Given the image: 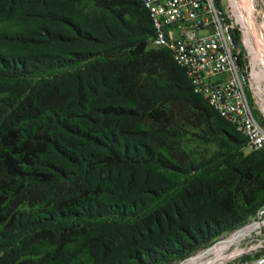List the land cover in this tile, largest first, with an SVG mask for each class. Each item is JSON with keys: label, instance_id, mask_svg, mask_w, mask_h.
<instances>
[{"label": "trees", "instance_id": "trees-1", "mask_svg": "<svg viewBox=\"0 0 264 264\" xmlns=\"http://www.w3.org/2000/svg\"><path fill=\"white\" fill-rule=\"evenodd\" d=\"M50 1L0 0V223L32 228L53 244L67 234L50 258L19 264H75L78 258L68 256L73 243L93 264H124L110 255L121 234L135 230L128 217L145 216L148 231L163 230L179 216L180 201L216 196L230 225L216 219L186 225L157 243V254L150 246L139 250L141 264L170 263L242 224L239 203L247 214L264 204V151L226 167L207 157L198 162L184 146L187 124L213 132L214 141L227 135L226 123L236 128L194 91L168 50L147 52L155 30L142 0ZM81 4L97 15L98 27L78 20L74 12ZM132 5L142 10L143 21L129 20ZM234 35L241 46V31ZM144 170L184 180L168 190L151 186L147 198L125 192L118 201L101 199L117 181L125 190L136 186ZM12 198L15 209L32 202L44 204L47 214L9 219L3 207ZM96 220L109 231L90 235L89 225H78ZM81 231L85 241L78 239ZM14 237L0 240V251Z\"/></svg>", "mask_w": 264, "mask_h": 264}, {"label": "rangeland", "instance_id": "rangeland-1", "mask_svg": "<svg viewBox=\"0 0 264 264\" xmlns=\"http://www.w3.org/2000/svg\"><path fill=\"white\" fill-rule=\"evenodd\" d=\"M50 3L51 5L55 4V2L52 0L50 1ZM224 4H227V0H224ZM252 5V20L263 35L264 0H252ZM242 9H244L243 4ZM131 10L132 13L129 14L128 18L134 24L145 19V16L142 10L139 9L138 5H132ZM74 14L85 27H98L99 25L95 21L97 15L91 13L90 9L83 7L82 4L80 5L79 9L76 8ZM107 16L111 18L110 15ZM242 38L243 40L245 38V35L243 36V33ZM246 40L247 39L245 38V41ZM246 45L243 43L241 48L243 49L242 52L245 53L247 63H250V61L252 62L253 57ZM153 50L156 49L151 47L149 44L147 47V52H151ZM261 66L262 65H258L259 68H261ZM258 84L260 85V87H262L260 92L263 94V96L258 94V89L256 88L257 84L255 82V90L257 91V94L259 95L258 98L260 99L258 100V106L255 104V107L256 110L259 109L262 111L264 109V75L258 78ZM102 90L104 89L102 88ZM3 96H5V94L0 93V98ZM119 102L127 103L126 100H119ZM259 110L258 112L261 115L262 113ZM261 116H263V114ZM225 129L227 135L224 136L220 141H214L215 136L213 135V132L205 129L202 131L200 130V128H195L187 124V126L185 127L183 138L184 146L191 152V154H195V158L198 159V162H202V160L207 157L206 159H216V163H219L220 165L221 163H223V166L227 167L228 161H230V163L237 164L240 159H242V161L244 159L245 161L246 159H249L255 151L248 146L245 138L227 123ZM146 170H144V173L139 177L136 186L125 190L123 189L122 185L123 180L117 181V183L113 184L112 186L108 185V189L111 191H107L101 199L107 202L118 201L120 199H117V197L124 194L125 192H127L128 196L134 195L137 198H147L149 195V192L147 190L151 186H155L158 189L164 188L168 190L169 188H172L173 184H176V186H178L182 184L184 180V177H180V179H177L173 176V173L162 174L157 170L153 172ZM234 175L235 173H233L232 171L228 176H230V178H233ZM176 186L174 188H176ZM56 193L57 191H54L53 196ZM173 194L174 190L172 191V196ZM15 202L16 200L12 198L10 204L4 205L3 207L6 209V212L9 213V219L13 218V216H18L22 218V220H25L33 216L34 218H36L40 215L45 216L47 214L46 209H44L46 208L44 207V204L35 206L32 204V202H28L15 209V206L13 207ZM179 204L181 206V212L179 216L176 215L175 218H173V220H171L170 222H165L163 230L152 229V231H148L145 226L147 223V217L145 216L144 219L141 215L128 217V219H126L128 226H135V230L127 229L126 232L121 234L122 241L117 242L116 245L113 246L110 256H116L120 258L124 264H141L138 261L139 250H142L146 246H150L154 251H156L157 254L159 248L156 246V244L162 242L167 238H171L174 234L181 233V228L183 226L192 225L194 223H200L205 226L207 223L214 222L213 219H216L219 223H221V226H226L228 224L230 225L233 222V219L229 215H227L226 212L219 206L218 200H216V196H211L209 198L202 197L191 201H180ZM239 204V206H241L240 217L245 218L242 224L229 228L228 230L219 234L217 237L213 238L210 242L201 243L198 249H196L194 252H192L191 255L184 259L174 260L170 263L165 262L161 264H201L209 261L212 256H214V253L220 254L222 256L221 264H235L240 260L246 259V256H249L248 252H250L254 246L264 242V236H258L257 234H255V231L252 232V235L250 236L238 235L240 232L239 230H241V228H243V226L248 223L250 218L257 212L258 208L260 207L259 205L254 212L247 214V211L245 210V207H243L242 203ZM75 221L78 222V220L76 219ZM72 222L73 221H69L70 224ZM109 223L112 222L110 221ZM78 225L81 230L83 227L85 228L89 225L90 235L109 231V228L105 225V223L100 220L81 222ZM13 226L14 224L9 225L8 223H0V240H8V237H10L11 235L15 236L14 240L11 239V242H14V244L11 245L10 243L7 250L0 251V264H19L25 259L33 260L35 263L45 261L46 258H50L47 255L49 253L52 254V251L57 246H59L63 242V238L67 236V234H65L59 237L57 243L53 244L48 239L35 237V233L31 230L32 228H25L20 231L17 228L15 229V227ZM66 230H68L67 227ZM20 232H23L22 235H18ZM81 232L84 235H82L81 237L78 236V239L80 238V241H85L88 238V235L84 231ZM26 235L29 236V240L24 243L22 242V238H25L24 236ZM236 237H239V240L233 242V238ZM74 239L75 236H72V240ZM227 241H232L229 244L230 246L226 244ZM132 242L134 244H132ZM224 245L228 246H226L225 248L223 247ZM216 246H221L222 248L220 247L219 249L216 248ZM9 250H12L10 254L8 253ZM71 255L78 258L75 264H80V261L82 264H93L92 260H90V254H86V251L83 250V247H81V245L79 246L77 243H73L71 245L70 254L68 256L71 257ZM100 257L106 259L107 254H104L103 250H101Z\"/></svg>", "mask_w": 264, "mask_h": 264}, {"label": "built area", "instance_id": "built-area-1", "mask_svg": "<svg viewBox=\"0 0 264 264\" xmlns=\"http://www.w3.org/2000/svg\"><path fill=\"white\" fill-rule=\"evenodd\" d=\"M142 2L155 30L150 46L168 50L185 69L194 90L245 136L249 147L264 151V109L257 108L263 116L255 111L259 95L252 62L247 63L242 45L235 40L234 30L239 29L246 45L233 0L227 4L224 0ZM253 223L259 224L253 232L264 236V204L243 228ZM248 253L249 258L235 264H264V242Z\"/></svg>", "mask_w": 264, "mask_h": 264}, {"label": "bare ground", "instance_id": "bare-ground-1", "mask_svg": "<svg viewBox=\"0 0 264 264\" xmlns=\"http://www.w3.org/2000/svg\"><path fill=\"white\" fill-rule=\"evenodd\" d=\"M242 4L244 5V9H242ZM233 5L237 13L238 20L242 24L245 38L247 39L246 40L247 47L250 50L253 57L252 58V62L254 66L253 77L257 84L258 94L263 96V94L260 92L262 87H260V85L258 84V78L264 75V40H263L264 34L262 35L257 25H255L254 21L252 20V10H253L252 0H233ZM258 65H262L261 68H259ZM258 226H259L258 223L250 224L245 228L239 230L240 232L238 235L240 236L249 235ZM233 239H234L233 242L238 241L239 237ZM231 242L232 241H227L226 244L229 245ZM228 245H224L223 247L226 248V246ZM220 247L221 246H216V248L219 249ZM221 261H222V256L220 254L214 253V256H212V258L209 261L201 264H221Z\"/></svg>", "mask_w": 264, "mask_h": 264}]
</instances>
